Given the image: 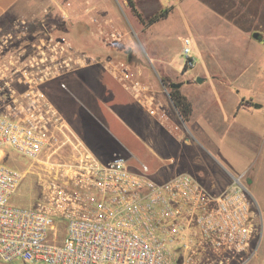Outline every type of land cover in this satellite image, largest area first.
Returning a JSON list of instances; mask_svg holds the SVG:
<instances>
[{
  "label": "built area",
  "instance_id": "built-area-1",
  "mask_svg": "<svg viewBox=\"0 0 264 264\" xmlns=\"http://www.w3.org/2000/svg\"><path fill=\"white\" fill-rule=\"evenodd\" d=\"M79 13H90L107 56L68 35ZM41 15L0 26V262L245 264L257 243L255 212L239 179L215 191L186 172L156 181L145 164L134 171L117 155L101 161L45 94L52 81L97 64L170 133L181 131L150 82L113 56L125 31L90 0H52ZM180 41L193 67L192 39ZM8 150L40 164L31 206L11 204L27 172L3 163Z\"/></svg>",
  "mask_w": 264,
  "mask_h": 264
},
{
  "label": "rangeland",
  "instance_id": "rangeland-1",
  "mask_svg": "<svg viewBox=\"0 0 264 264\" xmlns=\"http://www.w3.org/2000/svg\"><path fill=\"white\" fill-rule=\"evenodd\" d=\"M74 1L77 4L78 2L83 3L85 0ZM199 1L220 15L221 19L208 15L202 10L192 12L190 18L194 20L195 25L199 28L197 32L193 29L186 30L185 26L181 24L176 11H173L166 19L160 18L159 21L146 27L132 14L125 0H90L91 4L97 6V12L102 17L112 18L119 28L127 29L134 42L133 48L124 47L122 43L118 46L113 56L117 59L125 60L127 58L143 79L148 73H153L159 78L167 74L170 82L182 81L185 83L188 81L186 79L193 72L188 69L194 68L195 64L193 67H188L182 62L179 53L181 41L178 39V35L182 34L198 40L199 48L196 49L205 52L204 55L211 61V65H216L222 69L224 80L228 85L234 86L242 95L248 97V100L264 101V48L261 47L262 49L259 52L250 51V53H253L251 55L247 54L249 49L244 37L241 34H233L231 27L227 25L233 24L250 33L259 1L208 0L207 3L202 0ZM75 31L74 29L69 30L68 35L76 43L84 42L83 44L86 45L85 51L95 55L99 54L100 56L108 55V50L101 46L98 38L87 41L80 35L77 39L78 33H75ZM92 42L93 47L91 49L93 51L88 49L87 45ZM194 48V45H192V56L193 54L196 56ZM260 53L261 57L256 60V55ZM197 61V65L200 66V60L198 59ZM213 62L215 63L213 64ZM184 71L186 72L183 73ZM83 72L81 69L74 71L63 76L58 81H52L45 87V94L59 111L60 109L56 103L59 104L64 101L71 104H81L82 107L87 108L83 104L84 100L82 98L84 83L80 75ZM59 81L64 82L66 88H60L58 85ZM191 82L196 83V80L193 79ZM165 84L169 91V83L165 82ZM194 86L196 85L191 87ZM191 87L184 85V88ZM201 88L211 92L213 90L211 81L209 80ZM214 100L218 102V99ZM214 100L211 111L218 123L217 126H214L216 130L211 128V126L204 130L209 135V143L206 142V139H203L205 135L192 137L187 131L188 128L185 129V123H181V131L173 134L174 136L178 134L181 136L182 133L181 141L186 137L190 140V143L184 141L180 143L179 147L171 151L170 156L164 158V163L174 173L187 172L191 174L198 173L197 171L199 170L203 173H208V177L211 176L212 181L219 185L235 181V179H239L242 182L248 189L252 199V208L255 212V242L257 241L255 250H253V253L251 252L250 256L248 255L249 260L245 264H264V140L259 151L253 152L252 148L248 149L246 145L242 144V140L247 138L246 131L238 134L236 131L233 132L231 128L229 129L231 130L230 133L226 129L228 122L224 121L223 123L220 119L219 111L221 107ZM60 113L67 120L61 111ZM173 113L172 111L174 123H180V120ZM235 126L237 128V125ZM103 131L105 133L97 132L100 136L97 135L99 138L97 145L104 151L103 155L108 156L116 152L114 155L123 157L126 160V156L118 154V152L123 151V139L121 137L116 138L105 128ZM133 149L134 152L127 155V159L130 156V163H137L140 168V162H148V160L144 157V151ZM7 153L8 155L3 160L4 164L27 172L17 191L12 196L11 204L25 207L31 206L41 193L37 183L38 174L41 172L40 164H34V166L29 167L30 160L16 155L11 150H8ZM10 156L14 160L10 159ZM193 176L195 175L193 174ZM195 177L199 180V176ZM200 179L204 180L202 177ZM218 187H215L214 190L221 191L224 189L223 186ZM62 230H64V227ZM0 264L2 263L0 262ZM4 264H21V262L16 260ZM230 264H237V262L232 261Z\"/></svg>",
  "mask_w": 264,
  "mask_h": 264
},
{
  "label": "crops",
  "instance_id": "crops-1",
  "mask_svg": "<svg viewBox=\"0 0 264 264\" xmlns=\"http://www.w3.org/2000/svg\"><path fill=\"white\" fill-rule=\"evenodd\" d=\"M258 1V8L250 33L233 24H227L231 27L233 34H241L244 37L249 49L247 54L250 55L253 54L250 53V51L255 50V52H259L264 48V0ZM133 2L137 11L143 18H148L161 9L169 8L167 15L163 17V19H166L173 11H176L181 24L184 25L188 31L191 29L197 32L199 31L194 20L190 18V14L196 10H202L208 15L210 14L219 20L221 19L220 15L199 0H133ZM49 4H52V0H0V26L8 27L16 17L20 16L29 18L42 16V9L49 6ZM77 7L79 8L81 6L77 5ZM89 14L79 13L78 15L74 25L75 27L73 28L76 30L75 33H78L77 39L80 35L87 41L97 39L92 28L93 26L89 22ZM124 31L125 41H123L122 45L132 49L134 43L133 39L127 29ZM254 32H257L258 38L253 37ZM182 36V34L178 35L179 41ZM199 39L201 40L200 37ZM192 42L196 54V56L193 54L195 66L192 69H188L193 71L191 76L186 79L188 81L185 83L180 81L182 85L177 88L178 92L190 103L191 111L186 121L181 118L175 109L166 84L164 83L163 85L161 83V81H163L170 85V83L173 82L169 81L167 74L159 78L153 73H148L146 77L144 76V79L148 80L153 86L156 98L163 103L171 120L173 121V111V114H175L181 122L185 123V126H183L185 129L188 128L187 131L192 137L196 135L199 137L205 135L203 139H206V142L209 143V135H207L204 130L208 126H211L213 129H215L214 126H217L218 120L211 111V106L213 100L218 99L219 103L214 101L221 107L219 111L220 115L218 114L220 119L223 123L224 121L228 122L226 129L229 130L232 128V131H236L238 134L246 131L247 138L246 140H242V144L246 145L248 149L252 148L253 152L259 151L264 140V101L248 100V97L242 95L234 86L231 87V85H228L224 80V72L222 69L216 65H211V61L204 55L205 52L196 49L199 48L198 40L192 38ZM83 43L78 42L77 44L84 49L86 45ZM92 44L93 42L87 44L88 49L93 47ZM117 49L118 46L116 50ZM179 50L181 49L179 48ZM91 51L93 50L91 49ZM260 57L261 53L257 54L256 60ZM198 59L200 60V66L197 65ZM214 63L215 62H213V64ZM81 70L84 71L83 74L80 75L84 83L82 98L84 100L83 104H85L87 108L82 107L81 104H71L66 101L59 104L56 103V105L66 116L72 130L85 146L90 151L94 152L101 161H107L111 158L110 156H114L116 152L108 156L103 155L104 151L97 145L99 140L97 137L99 134L97 132L102 133L105 128L116 138L121 137L123 139V151L118 152V154L126 156L125 158L127 163L129 162L128 166L130 169L134 171L140 170L137 163H130V156L127 159V155L133 153V148H135L144 151V157L147 158L148 162H140V164L148 166V175L152 179L162 181L176 175L177 173L172 172L173 170L164 163V158L170 156L171 151L179 147L180 143L183 141L190 143V140L185 137L184 140L181 141L182 133L181 136L179 134L174 136L173 133H170L154 116L150 115L143 106L134 100L118 82L113 80L100 65L91 64ZM185 72L186 71L183 73ZM197 77L203 79L201 83L191 82L193 79L196 80ZM209 80L214 90L211 92L201 88L202 85L207 84ZM184 85H189L190 87L192 85L196 86L184 88ZM209 106L210 108H208ZM235 125H237V128ZM230 131L231 130H229V132ZM177 172L179 171L177 170ZM197 172L198 173H191V175L194 174L197 177L199 176V181L204 186L213 190L215 187L219 188L218 186L227 188L233 182H226L219 185L212 181L211 176L208 177V173H203L200 170ZM200 177L204 178V180L200 179Z\"/></svg>",
  "mask_w": 264,
  "mask_h": 264
},
{
  "label": "trees",
  "instance_id": "trees-1",
  "mask_svg": "<svg viewBox=\"0 0 264 264\" xmlns=\"http://www.w3.org/2000/svg\"><path fill=\"white\" fill-rule=\"evenodd\" d=\"M127 3V6L129 10L134 14L137 19L144 25H150L156 21H158L160 18H163L167 15L169 8H164L153 14L152 16L148 18H143L141 14L137 11L133 0H125ZM203 2L207 3L208 0H202ZM256 14V13H255ZM184 70H186L184 68ZM165 83V82H164ZM169 96L172 100V103L175 105V108L178 112V114L181 116V118L186 121L188 118V115L191 111L190 103L185 99L184 96H182L177 88H172L168 91Z\"/></svg>",
  "mask_w": 264,
  "mask_h": 264
},
{
  "label": "water",
  "instance_id": "water-1",
  "mask_svg": "<svg viewBox=\"0 0 264 264\" xmlns=\"http://www.w3.org/2000/svg\"><path fill=\"white\" fill-rule=\"evenodd\" d=\"M253 37L254 38H258V34H257V32H254L253 33ZM202 78L201 77H197L196 78V82H198V83H201L202 82ZM161 83L164 85V82L163 81H161ZM182 85V82H172V83H170V85H169V88L170 89H172V88H179L180 86ZM174 105V104H173ZM174 107H175V105H174ZM176 109V108H175Z\"/></svg>",
  "mask_w": 264,
  "mask_h": 264
}]
</instances>
